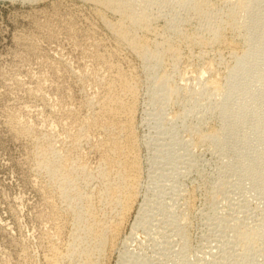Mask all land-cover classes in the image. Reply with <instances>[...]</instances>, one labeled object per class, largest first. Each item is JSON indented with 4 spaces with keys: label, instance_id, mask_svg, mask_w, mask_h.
<instances>
[{
    "label": "rangeland",
    "instance_id": "obj_1",
    "mask_svg": "<svg viewBox=\"0 0 264 264\" xmlns=\"http://www.w3.org/2000/svg\"><path fill=\"white\" fill-rule=\"evenodd\" d=\"M218 1L207 0L216 10L199 23L177 0H132L157 32L171 34L175 26L211 41L183 44L178 62L152 68L117 52L87 3L0 0V264H77L78 257H60L92 244L83 231L89 223L115 224L119 209L98 190L107 184L103 174L127 168L131 158L134 201L115 236L94 250L98 264H264V78L254 71L264 76V0L237 14L234 29L225 23L231 4ZM216 25L223 39L214 45L206 29ZM244 56L255 69H238ZM120 71L128 92L116 85ZM110 98L123 102L117 122L128 132L100 119ZM215 130L218 145L201 140ZM110 160L117 163L112 171ZM46 165L58 167L66 182ZM62 185L82 192L74 209ZM72 210L84 212L83 225Z\"/></svg>",
    "mask_w": 264,
    "mask_h": 264
},
{
    "label": "bare ground",
    "instance_id": "obj_2",
    "mask_svg": "<svg viewBox=\"0 0 264 264\" xmlns=\"http://www.w3.org/2000/svg\"><path fill=\"white\" fill-rule=\"evenodd\" d=\"M80 2H84V3H87L88 5L91 6V9H92V13L95 14L96 18H99L105 25H106V28L108 29V31H110L114 38L113 43H115L114 45V48L116 49L117 52H121L122 51H128L134 55H136L138 58H140V61L142 60V62L145 64H147L149 67L151 66L153 68L154 67H158L159 65H161L162 63H164V61L166 60H171L172 62L173 61H177L179 60V57H180V49L179 47L181 45L184 44H193L192 46H196V45H203L207 42H211L210 39L208 40L207 38H204V35L203 37L202 36H196L198 34H196L194 37H190L188 36V34L186 35L183 31L179 30V28L177 27H173L172 29V26L169 27L170 29H172L170 32L171 34H166L164 31L162 32H157L154 28H153V21H152V18L149 16V14H147L144 10H139V11H136L135 8L132 6L133 5V2L132 0H79ZM218 1V0H217ZM221 3H225V2H228L229 4H231L230 6H232V8L229 7L230 10L227 11V14H225V23L226 25H229L230 28H236V20L238 17L237 14L239 13H243V12H250L251 8H252V4L255 2V0H220ZM259 1V0H258ZM176 2V1H175ZM178 2V6L179 8H181V10H184V12L186 11V13H190L189 15H192L190 17H192L190 20H195V21H198L199 23H201L204 19H207V18H210L211 19L213 18V13H214V9L213 11H211L212 7L214 6H209L207 3V0H177ZM207 2V3H206ZM211 2V0H210ZM219 2V1H218ZM213 3V2H212ZM220 3V2H219ZM223 3V4H224ZM214 4V3H213ZM212 4V5H213ZM217 4V3H216ZM90 6H89V9H90ZM217 6V5H216ZM211 7V8H210ZM137 9V8H136ZM139 9V8H138ZM250 9V10H248ZM254 9V8H252ZM91 11V10H90ZM89 11V12H90ZM213 12V13H212ZM245 12V13H246ZM247 13V14H248ZM252 13V12H251ZM263 13V12H262ZM106 14H111V16L113 15L115 20H108L107 17H106ZM253 14V13H252ZM256 15V14H255ZM248 16V15H246ZM259 16V15H258ZM95 18V19H96ZM181 18V17H180ZM249 19V18H248ZM260 20V18H257ZM264 19V18H263ZM239 20V18H238ZM247 20V19H246ZM262 20V18H261ZM260 20V21H261ZM201 21V22H200ZM248 21V20H247ZM259 21V22H260ZM175 22V21H174ZM184 22V21H183ZM182 22V23H183ZM186 22H188V20H186ZM251 22V21H250ZM253 22V21H252ZM263 22V21H261ZM170 23V22H169ZM181 23V24H182ZM190 23V22H189ZM239 23V22H238ZM257 23V21L255 22ZM254 23V24H255ZM187 24V23H186ZM251 24V23H250ZM250 24L248 25L249 26V29H250ZM259 24V23H258ZM208 25V24H206ZM246 25V24H245ZM252 25V24H251ZM259 26V25H258ZM168 27V26H167ZM252 27V26H251ZM242 28V27H241ZM162 29V28H161ZM169 29V30H170ZM248 29V30H249ZM252 29V28H251ZM259 29V28H258ZM164 30V29H162ZM208 34H210V37H211V40H212V43L214 42V45L216 43H221L223 37H222V27L220 25H216V26H212L210 28H207L206 29ZM255 30V29H254ZM165 31H168L165 30ZM185 31V30H184ZM247 31V30H246ZM251 31V30H250ZM248 31V32H250ZM261 31V30H260ZM169 32V33H170ZM253 32V31H252ZM256 32V31H255ZM262 32V31H261ZM260 32V33H261ZM264 32V31H263ZM240 33V32H239ZM258 32H256L257 34ZM200 35V34H199ZM192 36V35H191ZM247 36H250V35H247ZM260 36V35H259ZM264 37V36H263ZM260 42V41H259ZM264 41H262V44H263ZM226 44V43H225ZM246 44V43H245ZM261 45V44H260ZM259 45V47H260ZM191 46V47H192ZM231 46H233L231 44ZM258 46V44H257ZM263 46V45H262ZM261 46V47H262ZM234 47V46H233ZM264 47V46H263ZM263 47H262V50H263ZM91 48V47H90ZM231 48V47H230ZM114 49V50H115ZM252 49V47H251ZM258 49V47H257ZM113 50V51H114ZM235 50V48H234ZM253 50V49H252ZM261 49L258 50L259 52V55L262 54V51ZM257 51V50H256ZM254 51V52H256ZM262 51V52H261ZM115 52V51H114ZM118 53V56H120ZM124 53V52H123ZM122 53V54H123ZM249 53V52H247ZM252 53V52H251ZM251 53L247 54V56L249 57V55H252ZM121 54V53H120ZM121 54V55H122ZM242 54V53H241ZM116 55V53H115ZM246 56V54H243ZM258 55V57L260 58V56ZM263 55V54H262ZM261 55V56H262ZM111 56V55H110ZM117 56V55H116ZM115 56V57H116ZM135 56V57H136ZM206 56V55H205ZM244 57H242V59L244 60ZM255 57V55H253ZM253 56H252V59H253ZM121 57V56H120ZM123 57V56H122ZM246 57V58H248ZM256 57V58H258ZM113 58V57H112ZM119 58V57H118ZM251 58V56H250ZM241 59V58H239ZM241 59V60H242ZM139 60V59H138ZM239 60V61H241ZM242 60V61H243ZM258 60V59H257ZM220 61V60H219ZM241 61V62H242ZM251 61V59H250ZM249 61V62H250ZM253 61V60H252ZM252 61H251V64H252ZM175 62H173L175 64ZM178 62V61H177ZM244 63H239L237 66H238V69H241V70H247V65L248 63L246 62V60L243 61ZM261 62V60H260ZM105 64V63H104ZM144 64V65H145ZM165 64V63H164ZM207 64V63H206ZM237 64V63H236ZM247 64V65H246ZM249 63V65H251ZM255 64V63H254ZM109 65V64H108ZM146 65V66H147ZM248 65V66H249ZM258 65V64H257ZM260 65V64H259ZM111 66V65H110ZM108 67L109 70L110 69H115V67L111 66V67ZM263 66V65H262ZM113 67V68H112ZM173 67V66H172ZM257 68V66H255ZM259 67V66H258ZM151 68V69H152ZM174 68V67H173ZM237 68V67H236ZM235 68V69H236ZM250 68H254L253 66H249V69ZM262 68V67H261ZM234 69V70H235ZM255 69V68H254ZM237 70V69H236ZM241 70H238V71H241ZM262 70V69H261ZM263 70H264V67H263ZM236 72V73H240V72ZM248 71V70H247ZM250 71H253V70H250ZM255 71V74L258 76V77H261V78H264V76L261 74V71H260V68H257ZM253 71V72H254ZM118 72V70L116 71ZM234 72V71H232ZM246 72V71H245ZM123 73V72H122ZM249 74H251L250 72H248ZM79 74V73H78ZM115 74V73H114ZM235 74V72H234ZM254 74V75H255ZM164 75V74H163ZM240 75V74H239ZM244 75V73H243ZM253 75V74H251ZM253 75V76H254ZM113 76V74H112ZM116 76V75H114ZM245 76V75H244ZM243 76V77H244ZM248 76V75H247ZM232 77H235L234 75H232ZM241 77V76H240ZM251 78H253L252 76H250ZM131 78V77H130ZM255 78V77H254ZM257 78V77H256ZM113 79V78H112ZM115 81H116V85H119V88H121V90H123L124 92H128L131 88H129V85H128V82L127 79L124 77L123 74H121V71L118 73V75L114 78ZM161 80H159V85L162 86L163 84H166V80L161 77L160 78ZM240 79V78H238ZM249 79V78H248ZM259 79V78H258ZM230 80V79H229ZM243 80V78H242ZM257 80V79H256ZM260 80V79H259ZM263 80V79H262ZM109 81V79H108ZM112 82V81H111ZM110 82V83H111ZM234 82V81H233ZM237 82V80H236ZM244 82V81H243ZM246 82V81H245ZM158 83V82H157ZM242 83V82H241ZM107 84V83H106ZM112 86L114 83H111ZM131 84V83H129ZM234 84V83H233ZM238 84V83H237ZM115 85V86H116ZM111 86V85H110ZM111 86V87H112ZM158 86V87H160ZM165 86V85H164ZM163 86V87H164ZM182 86V85H181ZM184 86V85H183ZM230 86V84H229ZM234 86V85H233ZM232 86V87H233ZM107 87V86H106ZM114 87V86H113ZM166 87V86H165ZM186 87V86H185ZM185 87H178V90L181 92H185V91H182L185 89ZM118 88V87H117ZM116 88V89H117ZM118 88V90H120ZM162 89V87H160ZM261 88V87H260ZM111 89V88H110ZM109 89V90H110ZM115 89V90H116ZM253 89V88H252ZM114 90V91H115ZM165 90V89H164ZM193 90V89H192ZM245 90V89H244ZM258 90V89H257ZM113 91V90H112ZM117 91V90H116ZM171 91V90H170ZM169 91V92H170ZM174 91V90H173ZM190 91V90H189ZM178 92V91H177ZM192 92V91H191ZM190 92V93H191ZM196 92V91H195ZM250 92V91H249ZM114 93V92H113ZM120 93V91H119ZM123 93V92H122ZM171 93V92H170ZM112 94V93H111ZM125 94V93H124ZM173 94V93H172ZM171 94V95H172ZM193 94V92H192ZM108 95V94H107ZM114 95V94H113ZM120 95V94H119ZM170 94H168L167 96H169ZM196 95V94H195ZM264 95V94H263ZM114 96H117V95H114ZM111 97H113L111 95ZM119 97V96H118ZM116 98V97H114ZM207 98V97H206ZM107 99V97H106ZM112 99V98H110ZM119 99V98H118ZM122 100V99H121ZM247 101V100H246ZM106 104H103V108L101 109V112H100V116L102 118L100 119H106V126H108L109 128H112L113 130L115 131H118V133H122V132H125L127 131L128 132V126L127 124H121L120 122H117V119H119L120 116V113H121V109H123V102H121L120 100H116V99H112V100H106L105 101ZM256 102V101H255ZM100 103V102H98ZM127 104V103H126ZM254 104V103H253ZM258 105V104H257ZM263 105V104H262ZM125 107V106H124ZM247 107V106H246ZM227 108V107H226ZM251 108V107H250ZM247 109V108H246ZM41 110V109H40ZM125 110V108H124ZM184 110V109H183ZM226 110V109H225ZM228 111V109H227ZM57 112V111H56ZM224 112V111H222ZM226 112V111H225ZM224 112V113H225ZM230 112V111H228ZM244 112V111H243ZM242 112V113H243ZM246 112V111H245ZM249 112V111H248ZM247 112V113H248ZM245 114V113H244ZM123 115V114H122ZM220 115V114H219ZM240 115V114H239ZM96 117V116H95ZM244 117V116H243ZM264 117V116H263ZM64 118V117H63ZM71 118V117H70ZM248 118V117H247ZM95 119V118H94ZM255 120V119H254ZM251 121V120H250ZM260 121V120H259ZM126 122V121H125ZM124 122V123H125ZM252 122V121H251ZM250 122V123H251ZM87 123V122H86ZM123 123V122H122ZM236 123V122H235ZM95 124V123H94ZM234 125V124H233ZM235 126V125H234ZM261 126V125H260ZM78 127V126H77ZM251 127V126H250ZM254 127V123H253V126ZM251 127V128H252ZM84 128V127H83ZM231 128V127H230ZM229 128V129H230ZM237 128V127H235ZM263 128H264V125H263ZM233 129V128H232ZM254 129V128H253ZM252 129V130H253ZM257 129V128H256ZM110 130V129H109ZM248 130V129H247ZM114 131V132H115ZM258 131V130H257ZM263 131V130H262ZM199 132V131H198ZM235 132V131H234ZM239 132V131H238ZM247 132V131H246ZM117 133V134H118ZM220 132L218 131H213L212 133L210 132V134H207V135H202L200 134V138L201 140L205 138L206 139H209L211 141H214L213 143H217L216 145H218L220 143V136H222L221 134H219ZM225 133L222 131V134ZM251 133V132H250ZM259 133V132H258ZM67 134V133H66ZM129 134V133H128ZM192 134V133H191ZM236 134V133H235ZM241 134V133H240ZM244 134V133H243ZM199 135V134H198ZM228 135V133H227ZM233 135V134H232ZM254 135V134H252ZM256 135V134H255ZM261 135V134H260ZM67 136V135H66ZM129 136V135H128ZM230 136V134H229ZM262 136V135H261ZM261 136H259L261 138ZM127 137V136H126ZM199 137V136H198ZM246 137V136H245ZM258 137V136H257ZM226 138V137H224ZM249 138V137H248ZM251 138V137H250ZM264 138V137H263ZM256 139V138H254ZM94 140V139H93ZM224 140V139H223ZM247 140V139H246ZM245 140V141H246ZM62 141V140H61ZM113 141V140H112ZM243 141V140H242ZM131 142V141H130ZM76 143V142H75ZM232 143V142H231ZM230 143V144H231ZM245 143V142H244ZM134 144V143H133ZM256 144H257V141H256ZM259 144V143H258ZM122 145V144H121ZM38 146V145H37ZM233 146V145H232ZM247 146V145H246ZM116 149H119V146H115ZM65 150V149H64ZM115 150V149H114ZM112 151V150H111ZM262 152V151H260ZM45 153V152H44ZM264 157V156H263ZM49 158V157H48ZM134 158H131V160H127L128 163H126L128 165L127 168H125L124 166H122V168H117V169H120L121 171H118V170H115V172H111L112 174L111 175H106L108 176V178H106V176L103 174V177H104V181L105 179L107 180V184L104 185L102 183V185H104V187H102V189L99 188L98 191H101V193L99 192V196L103 197V196H106V198L110 199L108 202H112V206L116 207L119 209V217L115 220V224L111 227H108L107 226V222H106V226H105V223L103 224L100 223V224H97V220L96 223H89V225H86L83 229V231H85L84 233H86L87 236H89V238L92 240V244L90 245H84L85 247H82L81 246V249L79 251H76L75 249L74 250H71L69 253L70 254H67L60 257V261H63V260H68V263L71 262V260L73 261L74 259H76V257H78V263L77 264H98L97 263V260L98 258L96 259V257L94 256L95 254L93 253L94 250H98V251H101L103 249V247L107 244V240H108V236H110V238L114 237L116 232H117V228L118 226L120 225L121 223V220L124 218L126 212H128L132 206V203H133V185L135 184L136 182V166H137V162H136V158L133 160ZM54 160V159H53ZM105 161V160H104ZM109 162V170L112 171V168H113V165L117 164L116 162L114 161H108ZM124 162V161H123ZM122 162V164H123ZM260 162V161H259ZM50 163V162H49ZM262 164V163H261ZM42 165V164H41ZM45 165V163H44ZM125 165V164H124ZM260 166V165H259ZM262 166V165H261ZM44 167V166H43ZM106 167V166H105ZM42 168V167H41ZM45 168L47 169V171L53 176V178H57L60 182H63L65 181V177L63 176V174L60 173V171L56 168V166L52 167V165H46ZM71 169V168H70ZM259 169V168H258ZM107 170V173L108 171ZM261 172V171H260ZM110 173V172H109ZM259 173V172H258ZM249 174V173H248ZM256 175V174H255ZM263 179V178H262ZM73 181V180H72ZM103 181V182H104ZM262 181V180H261ZM54 182V181H53ZM66 182V181H65ZM55 183V182H54ZM58 183V182H57ZM64 183V182H63ZM106 183V181H105ZM69 184V183H68ZM100 184V183H99ZM137 184V183H136ZM258 184V183H257ZM72 185V184H71ZM57 186V185H56ZM70 186V185H69ZM136 186V185H135ZM60 187V186H59ZM95 188V187H94ZM262 188V187H260ZM81 189V188H80ZM53 194V193H52ZM101 194V195H100ZM104 194V195H103ZM106 194V195H105ZM61 195H63V197L65 198V200L68 202H70L69 205H72L71 202L73 200H76V199H80L82 200L83 198V194L80 190L78 189H74V191H71V189L69 187H67V185H62L61 187ZM87 195V194H86ZM91 195V194H89ZM94 195V194H93ZM96 195V194H95ZM94 195V196H95ZM112 195V196H111ZM57 197V196H56ZM60 197V196H59ZM88 197V196H87ZM92 197V196H91ZM97 197V196H96ZM86 198V197H85ZM98 198V197H97ZM84 199V198H83ZM104 199V198H103ZM89 200V199H88ZM91 201V199L89 200ZM75 202V201H73ZM84 202V201H83ZM87 202V201H86ZM85 202V204H86ZM76 203V202H75ZM90 203V202H89ZM105 203V202H104ZM77 204V203H76ZM84 204V205H85ZM98 204V203H97ZM111 204V203H110ZM83 205V206H84ZM89 205V204H87ZM108 205V204H107ZM91 206V205H90ZM90 206H85V215L84 216H88L86 215L87 213L90 212ZM73 209H74V205H72ZM71 208V206H70ZM72 209V208H71ZM69 210V209H68ZM67 210V211H68ZM81 210V209H80ZM73 211V210H72ZM76 211V210H75ZM73 211V212H75ZM78 211V210H77ZM76 211V212H77ZM107 211V210H106ZM114 211V210H113ZM84 212H77L76 213V219H77V222L79 224H82L83 223V214ZM91 213H92V210H91ZM99 214V213H98ZM116 214V213H115ZM118 216V215H117ZM92 217V215H91ZM114 218V217H113ZM86 219V218H85ZM84 219V220H85ZM99 219V218H98ZM92 221V220H91ZM101 222V221H100ZM56 223V222H55ZM99 223V222H98ZM83 225V224H82ZM81 226V225H80ZM79 232V231H78ZM82 233V232H81ZM55 234V233H54ZM63 235V234H62ZM76 236V235H75ZM85 236V235H84ZM80 237V235H79ZM76 240V239H75ZM82 241V240H81ZM76 242H74L73 245H75ZM84 243V242H83ZM81 245V244H80ZM83 245V244H82ZM78 247V246H77ZM74 248V247H73ZM63 252V251H61ZM66 252V251H65ZM99 253V252H98ZM65 254V253H64ZM59 260V259H58ZM65 261V262H66ZM99 261V260H98ZM54 262V261H53ZM55 262H58V261H55ZM75 262V260H74ZM46 263V262H45ZM59 264V263H57ZM67 264V263H66ZM73 264V262H72Z\"/></svg>",
    "mask_w": 264,
    "mask_h": 264
}]
</instances>
